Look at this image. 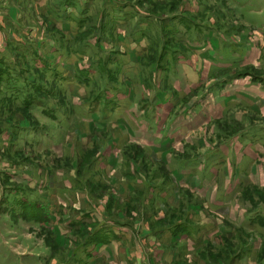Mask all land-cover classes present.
<instances>
[{
  "label": "rangeland",
  "instance_id": "rangeland-1",
  "mask_svg": "<svg viewBox=\"0 0 264 264\" xmlns=\"http://www.w3.org/2000/svg\"><path fill=\"white\" fill-rule=\"evenodd\" d=\"M255 26L264 0H0V264H264V142H224L251 134L247 107L196 116L198 129L164 148L141 114L156 110L163 136L228 86L223 76L259 80L249 63L221 67ZM198 45L212 57H197L203 82L190 90L175 55ZM122 89L125 118L113 111ZM219 145L221 160L231 146L222 173L175 174ZM191 215L209 219L198 241Z\"/></svg>",
  "mask_w": 264,
  "mask_h": 264
},
{
  "label": "crops",
  "instance_id": "crops-1",
  "mask_svg": "<svg viewBox=\"0 0 264 264\" xmlns=\"http://www.w3.org/2000/svg\"><path fill=\"white\" fill-rule=\"evenodd\" d=\"M254 32L256 34H254L253 38L250 39V45H249V42L248 43L246 42V47L248 48L249 46L248 49L246 48L247 49L246 52H244L245 49L243 48L242 52L233 51V53H225L224 55H222V58H221V67L225 66L224 67L225 69L227 67H231L234 65L233 67L239 68V67H242L244 64L249 63L250 66L253 67L254 69H259L262 71L260 74L255 73V75L259 77V80H256V81L251 80V79L247 80L242 76L238 77V75L232 77L230 76L231 74L223 76V82L227 83L228 86H226L225 84L224 85L222 84L220 88L221 92H218L217 95L215 96L211 95L212 93H209V96H208L206 92L201 104H195L192 108H188L184 111V113L182 112L179 114L177 121L172 127L173 129L168 130V133H167L164 127L166 135L164 134L163 136L158 135V132L155 131L156 129H153V128H156L158 125L161 128L163 127L162 118L159 116L156 110H154L153 108L151 109L150 106H142L141 108L142 118L146 119L145 123H143V126H145L144 130H148L152 132V135L150 136L156 145L158 146L162 145L161 146L162 148L168 145L169 147L174 146V144L182 140V138H180L181 137L180 135L184 134V136H187L189 131H191L192 128H193L192 131H195L198 129V126L195 125L196 122L198 121L196 119H198V117L199 118L203 117V113H205L206 115L213 116L214 118L216 116H219V114L217 113V108L220 107L221 115L228 114L229 116L230 113L228 111V108L230 109L234 107V110H235L237 108H242L241 107L242 105L244 107H247L248 109L247 111L250 112L249 115L251 117H255L253 118L254 122H251V123H248V125H245V126L251 127V131H250L251 134L247 137V136H244L245 135L244 133L237 132V133L232 134L231 136L229 135V137H227V139H225L224 142H226L228 139L229 140L227 142H230V143H234L236 141L238 143H243V142L251 143L252 145L254 144V142H257V143L264 142V120H263L264 119V57L259 56L260 50H259V46L256 44L257 40H255V39H258L260 40V43L262 44L264 43V30L261 27L255 26ZM191 46H193V41L191 42ZM203 46L204 45H198L196 47L198 49L197 50L195 49V52H194L195 54H193V56L189 55L188 57L186 54H183V53L182 54L176 53L175 55L178 58L175 62L178 64L180 68L179 70H180L181 76L183 77V81H187L185 83L188 84L190 90H195L196 88H199V86L202 85V82H203L202 74L198 73L200 61L197 62V57L199 60L201 57L202 59L205 58V60L207 61H210L209 57H212V54L209 53V49L208 50L206 49V45H205V48ZM194 56L196 57V62H195ZM239 73H241V71ZM177 74L174 75V68H173V73L171 72V75L173 77L177 76V78L179 79V71ZM243 74H245V72ZM230 79L233 80L234 85L229 84V82L231 81ZM170 91L172 92V90ZM173 91H176V90L174 89ZM207 91L210 92L209 90ZM154 92L157 97V98L154 97L153 98L154 100L158 99V102L160 105L168 104L167 103L168 97L165 95L164 91L161 88H156ZM121 94H122L121 101L120 103L118 102L115 105V109L113 111H115L116 113L119 112V114L125 118L124 113L122 112H125L126 108H129L128 107L129 99H127L126 91L124 92L123 89H122ZM170 102H171L170 110H172L173 106L177 102L173 98H170ZM214 102H216V104H214ZM244 109L246 110V108ZM230 110L233 111V109H230ZM242 115H243L242 112L240 111L237 112V118H242ZM168 139L170 140L168 141ZM155 140H157L156 141L157 143L155 142ZM171 143L173 144L171 145ZM230 148L231 146L226 151H228ZM210 150H211L210 152L215 153V155L208 158V162L210 165L202 164L200 161L197 162L196 160H194V159H197L199 156H201V153H204V150H203L200 152L199 155H195L191 157L190 159H187V161L185 162H179V165L175 167L176 169L175 174L178 176L180 175L181 179L183 180L188 179L187 177H189L190 175L194 176V174H197L200 177L208 179L207 175L209 172H211L210 170L211 167L215 169V171H213V174H215L216 172L217 174L222 173L220 172L221 171L220 168H224L225 166H227L226 162L230 158L229 154L227 155L226 151H224L225 156L221 160V145L214 146ZM234 150H236L235 144H233V151ZM206 153L207 155H209L208 151ZM250 159L251 161H250V164L248 165L247 171L253 173L255 172L256 164L258 163L255 157L254 158L250 157ZM252 159L254 160L253 162H252ZM205 168L207 169L205 170ZM189 218H190L189 219L190 223H187L188 228H186V231H185L186 235L189 238H195V241H198L200 234L208 235V233L206 232L207 226H208L207 222L209 221L208 216L191 215ZM255 221L258 223L257 220ZM190 248L189 249L191 250V252H195V251H199L201 246L190 247ZM38 263L41 264L39 261ZM23 264H29V263H23Z\"/></svg>",
  "mask_w": 264,
  "mask_h": 264
},
{
  "label": "trees",
  "instance_id": "trees-1",
  "mask_svg": "<svg viewBox=\"0 0 264 264\" xmlns=\"http://www.w3.org/2000/svg\"><path fill=\"white\" fill-rule=\"evenodd\" d=\"M264 219V218H263ZM263 219H260V220H263ZM257 221H258V218H257Z\"/></svg>",
  "mask_w": 264,
  "mask_h": 264
}]
</instances>
